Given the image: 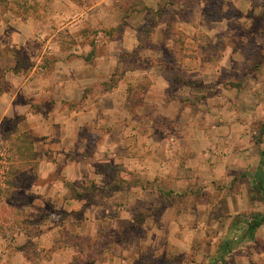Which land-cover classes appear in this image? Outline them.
I'll return each instance as SVG.
<instances>
[{
	"label": "rangeland",
	"instance_id": "obj_1",
	"mask_svg": "<svg viewBox=\"0 0 264 264\" xmlns=\"http://www.w3.org/2000/svg\"><path fill=\"white\" fill-rule=\"evenodd\" d=\"M0 2L2 32L29 20L39 39L19 48V76L0 53V237L77 222L84 208L68 212L67 198L80 194L105 221L95 236L62 234L83 246L75 264H120L125 248L126 264H243L237 247L264 239V0ZM74 58L98 79L66 101ZM162 75L166 102L140 104ZM139 143L177 166L176 186L131 170ZM146 207L171 209L173 223L150 233ZM121 211L134 221H106Z\"/></svg>",
	"mask_w": 264,
	"mask_h": 264
},
{
	"label": "crops",
	"instance_id": "obj_2",
	"mask_svg": "<svg viewBox=\"0 0 264 264\" xmlns=\"http://www.w3.org/2000/svg\"><path fill=\"white\" fill-rule=\"evenodd\" d=\"M21 26L15 28L17 21L10 20L7 22L6 29L10 28L8 32H2L0 27V46L8 47L10 49H18L26 44L31 38H36L34 40H39L35 35V30L26 31L31 24L29 20H21ZM43 21V20H42ZM39 21V22H42ZM2 21L0 22V26ZM55 35V34H54ZM53 38V37H52ZM48 39L46 43L48 44L50 40ZM32 40V39H31ZM45 49V47H44ZM112 53H110V56ZM1 57V56H0ZM8 57V56H4ZM80 59L74 58L67 62L65 68L66 71H71L74 74V78H70L64 84H60V92L62 99L66 101H77L82 97L83 87L92 84L98 78L97 66L92 67L90 64H81ZM93 73L92 75H88V77L82 79L84 73ZM161 79H153L152 84L146 90L144 94V98L142 100L143 104H151L154 106H160L166 102L167 97V89L168 83L165 81V76H160ZM121 84L118 88L114 89L110 94L114 95L119 92ZM118 97L117 95L114 96ZM158 112V111H157ZM69 120V119H67ZM133 134H136V131H133ZM145 136V134H143ZM139 134L138 136H143ZM148 136L156 135L155 128L150 129V133ZM146 135V136H147ZM140 141L143 142L141 138ZM147 150L143 148L139 143L136 148L130 147L126 154H130L129 152L137 151L138 154H143L138 158H130L131 166L136 170L138 176L145 181H165L169 188H173L178 183L176 179H174V174L176 172V165L172 164V162H165L162 157H157L158 159L146 157V152L143 150ZM148 151V150H147ZM109 151H106L108 153ZM105 153V154H106ZM113 153V152H112ZM111 152L108 154V158H113ZM125 153V152H124ZM110 156V157H109ZM145 156V157H144ZM109 160V159H108ZM70 181V178H67ZM51 202L59 203L62 201V197H50ZM67 201H74L77 205L70 206L66 209L68 205L67 202H64L63 208L70 211H80L81 208L84 218L78 220L77 222L67 221L65 224H60L59 226L48 227L43 231H40L37 236H28L27 233L16 232L14 237L7 239L6 237H0V264H70L74 257L79 253L77 246L73 244H67L62 240V234H77L78 236H82L85 234H89V236H95L97 231L104 224L105 220H102L98 217V208L93 206H85L84 198H71L68 195ZM74 208V209H72ZM150 210H157L158 218L153 219V228L150 226V233L153 232L155 234H160V226L162 222H167L168 224H172V216L173 211L169 208H161L154 209V207H146ZM144 208V210L146 209ZM131 213V212H130ZM132 223L134 220L129 216L124 217V211L118 213V215L113 220H106L108 222H117L118 220ZM106 223V222H105ZM156 225V226H155ZM250 245H244L241 247H237V251L239 253V260L243 262V264H264V239L262 241H252L249 243ZM258 248V251L255 252L254 255H251V249ZM235 250V251H236ZM126 248L121 253L122 260L120 264H126ZM245 258V259H243ZM243 259V260H242ZM238 262V261H237ZM104 262H95L94 264H103ZM237 264H241L238 262Z\"/></svg>",
	"mask_w": 264,
	"mask_h": 264
},
{
	"label": "trees",
	"instance_id": "obj_3",
	"mask_svg": "<svg viewBox=\"0 0 264 264\" xmlns=\"http://www.w3.org/2000/svg\"><path fill=\"white\" fill-rule=\"evenodd\" d=\"M1 3V2H0ZM0 53L2 54V53H9L13 58H14V60H15V68L13 69V74L14 75H17V76H19V75H21L22 74V72H24V71H26V67H23V64H22V62H21V59H20V57H21V54L22 53H20V51L19 50H13V49H9V48H7V49H4V50H2L1 49V51H0ZM0 54V55H1ZM86 61H87V58L85 59ZM38 69H39V67L38 66H36ZM104 85H107V84H104ZM116 83H114V84H112V85H107V87L104 89V90H110V89H113V88H115L116 87ZM84 98V95L82 96V99ZM141 102L142 101H140L139 103L141 104ZM260 155H261V157L264 159V151H262L261 153H260ZM106 166V165H105ZM107 167V166H106ZM116 170V168L115 167H112V169H111V171H115ZM122 171V170H121ZM97 172H99V171H97ZM106 176H107V178H110L111 179V175L110 174H108V173H106ZM108 182H109V180H108ZM258 187H263L262 186V181L260 180V181H258ZM75 198H82L81 197V195L79 194V195H77ZM260 223H261V219L260 220H255V221H253V223H251V225H250V229H252V228H256L257 226H259L260 225ZM39 233V232H38ZM116 236V235H115ZM114 236V237H115ZM75 246H77L78 248H80V250H79V253L74 257V259H73V262L72 263H70V264H75V261H77L79 258H81L80 257V253L83 251V246H81V245H75ZM79 263V262H78ZM78 263H76V264H78Z\"/></svg>",
	"mask_w": 264,
	"mask_h": 264
}]
</instances>
